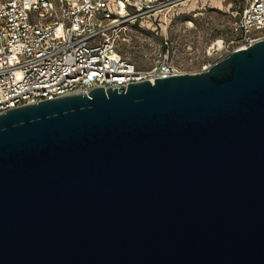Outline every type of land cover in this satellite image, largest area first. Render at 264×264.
Returning a JSON list of instances; mask_svg holds the SVG:
<instances>
[{
	"label": "water",
	"instance_id": "95a60500",
	"mask_svg": "<svg viewBox=\"0 0 264 264\" xmlns=\"http://www.w3.org/2000/svg\"><path fill=\"white\" fill-rule=\"evenodd\" d=\"M0 264H264V39L0 113Z\"/></svg>",
	"mask_w": 264,
	"mask_h": 264
},
{
	"label": "built area",
	"instance_id": "2783aa9c",
	"mask_svg": "<svg viewBox=\"0 0 264 264\" xmlns=\"http://www.w3.org/2000/svg\"><path fill=\"white\" fill-rule=\"evenodd\" d=\"M184 1H0V113L95 87H126L176 74L166 54L156 66L142 68L119 46L129 41L136 22ZM231 1L229 53L264 39V0Z\"/></svg>",
	"mask_w": 264,
	"mask_h": 264
},
{
	"label": "rangeland",
	"instance_id": "374dc122",
	"mask_svg": "<svg viewBox=\"0 0 264 264\" xmlns=\"http://www.w3.org/2000/svg\"><path fill=\"white\" fill-rule=\"evenodd\" d=\"M231 2L186 0L159 11L136 22L119 51L138 67L156 66L166 54L175 72H200L230 51L235 14Z\"/></svg>",
	"mask_w": 264,
	"mask_h": 264
}]
</instances>
